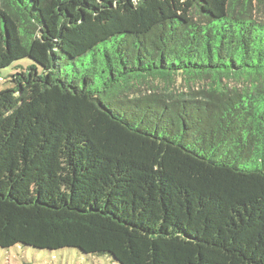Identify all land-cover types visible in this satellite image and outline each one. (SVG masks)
I'll use <instances>...</instances> for the list:
<instances>
[{
  "label": "trees",
  "instance_id": "16d2710c",
  "mask_svg": "<svg viewBox=\"0 0 264 264\" xmlns=\"http://www.w3.org/2000/svg\"><path fill=\"white\" fill-rule=\"evenodd\" d=\"M22 59L0 249L264 264V0H0V71Z\"/></svg>",
  "mask_w": 264,
  "mask_h": 264
},
{
  "label": "rangeland",
  "instance_id": "374dc122",
  "mask_svg": "<svg viewBox=\"0 0 264 264\" xmlns=\"http://www.w3.org/2000/svg\"><path fill=\"white\" fill-rule=\"evenodd\" d=\"M34 63L29 59H22L13 63L10 67L0 71V91L9 87L11 75L19 73L22 68ZM182 84L181 79H176V85ZM107 256L83 255L76 249H62L58 251L34 250L15 246L9 250L0 249V264H111Z\"/></svg>",
  "mask_w": 264,
  "mask_h": 264
}]
</instances>
